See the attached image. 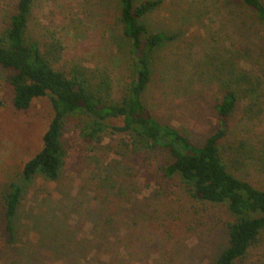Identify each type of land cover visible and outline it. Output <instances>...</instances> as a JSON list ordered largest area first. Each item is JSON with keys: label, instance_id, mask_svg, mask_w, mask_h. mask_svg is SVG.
I'll list each match as a JSON object with an SVG mask.
<instances>
[{"label": "rangeland", "instance_id": "obj_1", "mask_svg": "<svg viewBox=\"0 0 264 264\" xmlns=\"http://www.w3.org/2000/svg\"><path fill=\"white\" fill-rule=\"evenodd\" d=\"M16 1L0 0V37ZM159 1L140 21L172 39L150 57L143 105L201 145L219 126L217 100L234 89L238 101L224 149L230 159L231 149L241 146L242 155L227 165L264 191V25L233 0ZM119 11V0H34L25 39L41 51L56 42L60 51L52 64L59 71L107 74L110 91L100 98L111 105L131 81ZM6 77L0 68V264L214 263L235 220L226 206L196 201L178 178H166L161 171L171 157L163 149L123 133L83 141V116L65 120L61 139L68 152L58 178L37 174L24 183L9 238L4 197L40 150L53 110L44 97L15 111ZM235 264H264V235Z\"/></svg>", "mask_w": 264, "mask_h": 264}, {"label": "trees", "instance_id": "obj_2", "mask_svg": "<svg viewBox=\"0 0 264 264\" xmlns=\"http://www.w3.org/2000/svg\"><path fill=\"white\" fill-rule=\"evenodd\" d=\"M33 1H16L8 27L0 37V68L7 73L15 111H26L33 100L48 97L53 116L40 150L23 165L19 180L9 185L4 197L3 215L9 238L24 183L37 174L50 180L58 178L68 152L61 139L65 120L83 116L79 135L87 143H100L107 132L123 133L151 150L167 151L171 162L161 171L166 178H178L192 199L224 205L235 218L227 224V246L213 264H235L243 259L264 235V191L235 176L227 165L232 167L242 155L241 146L231 149L230 159L224 149L228 122L238 101L236 91L228 89L217 100L219 126L203 144L196 145L177 128L156 120L141 100L150 82L151 55L172 39L162 32H149L140 21L159 6V0H144L138 5L135 0H119V21L130 46L131 81L123 98L111 105L100 98V93L110 91L107 74L79 68L67 73L59 71L52 64L60 51L56 42L41 51L36 42L25 39ZM233 1L264 25V0ZM113 120H120L121 125H110Z\"/></svg>", "mask_w": 264, "mask_h": 264}]
</instances>
